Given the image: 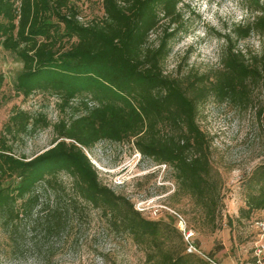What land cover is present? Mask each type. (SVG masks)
Segmentation results:
<instances>
[{
  "label": "trees",
  "instance_id": "1",
  "mask_svg": "<svg viewBox=\"0 0 264 264\" xmlns=\"http://www.w3.org/2000/svg\"><path fill=\"white\" fill-rule=\"evenodd\" d=\"M69 1L0 0V49L21 64L15 90L23 96L35 91L55 96L61 110L75 99L81 105L80 114L52 124L51 146L34 157H15L1 146L0 227L16 228L19 217L38 207L49 231L67 209L80 218L86 205L142 246L146 264H219L210 253L201 257L186 251L171 223L143 217L126 197L101 184L83 150L100 140L132 139L141 156L172 170L176 189L215 229L219 176L196 122L197 107L209 96L241 109L250 104L252 90L264 82V5L252 0L251 17L233 28L238 38L258 34L263 39L259 54L246 58L227 40L217 68L181 81L164 73L162 63L182 28L177 7L182 0H101L102 17L88 23L77 19ZM156 28L157 43L149 45ZM36 121L48 125L43 114L17 110L4 129L23 133ZM63 174L68 188L58 180ZM37 188L54 195V207L39 201ZM244 189L240 218L264 210V162L245 178Z\"/></svg>",
  "mask_w": 264,
  "mask_h": 264
},
{
  "label": "rangeland",
  "instance_id": "2",
  "mask_svg": "<svg viewBox=\"0 0 264 264\" xmlns=\"http://www.w3.org/2000/svg\"><path fill=\"white\" fill-rule=\"evenodd\" d=\"M69 3L81 23L103 15L101 0ZM256 4L264 5V0ZM254 6L252 0H182L177 6L182 28L170 42L162 63L164 73L184 81L212 71L227 40L246 58L259 54L263 39L258 34L238 38L233 32L251 17ZM159 35L156 28L148 44L155 45ZM20 69L15 55L0 49V148L7 145L12 155L28 160L51 146L52 124L80 114L81 105L75 99L61 110L55 96L38 91L21 95L14 88ZM17 110L36 117L43 114L48 125L36 121L26 132L7 133L5 123ZM196 122L207 137L209 162L219 176L220 203L213 230L192 199L176 189L172 170L141 156L132 139L100 140L83 151L101 184L126 197L143 217L171 223L197 255L210 253L219 264H254L253 246L264 243V210L253 211L248 218H240L238 210L244 206L245 178L264 162V82L254 87L244 109L207 97L198 104ZM58 180L68 188L66 175ZM37 189L39 201L48 200L49 207H54V195ZM83 208L80 218L67 209L49 231L45 211L38 207L29 217H19L16 228L0 227V264H146L142 246L112 229L99 210Z\"/></svg>",
  "mask_w": 264,
  "mask_h": 264
},
{
  "label": "built area",
  "instance_id": "3",
  "mask_svg": "<svg viewBox=\"0 0 264 264\" xmlns=\"http://www.w3.org/2000/svg\"><path fill=\"white\" fill-rule=\"evenodd\" d=\"M188 237V234H186V237H184L185 241ZM186 251H195L194 247L191 244H187ZM253 262L254 264H264V243L261 241H258L253 246Z\"/></svg>",
  "mask_w": 264,
  "mask_h": 264
}]
</instances>
